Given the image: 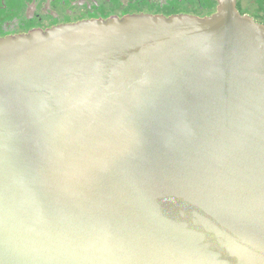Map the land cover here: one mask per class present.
<instances>
[{
  "label": "water",
  "instance_id": "95a60500",
  "mask_svg": "<svg viewBox=\"0 0 264 264\" xmlns=\"http://www.w3.org/2000/svg\"><path fill=\"white\" fill-rule=\"evenodd\" d=\"M0 264H264V24L0 40Z\"/></svg>",
  "mask_w": 264,
  "mask_h": 264
},
{
  "label": "flooded vegetation",
  "instance_id": "af4514ba",
  "mask_svg": "<svg viewBox=\"0 0 264 264\" xmlns=\"http://www.w3.org/2000/svg\"><path fill=\"white\" fill-rule=\"evenodd\" d=\"M241 14L258 20L242 8ZM218 0H0V40L88 22L108 23L129 17L205 20L217 12Z\"/></svg>",
  "mask_w": 264,
  "mask_h": 264
},
{
  "label": "rangeland",
  "instance_id": "374dc122",
  "mask_svg": "<svg viewBox=\"0 0 264 264\" xmlns=\"http://www.w3.org/2000/svg\"><path fill=\"white\" fill-rule=\"evenodd\" d=\"M242 8L249 13L254 14L260 19H264V0H240ZM258 19V20H260ZM263 23V22H262Z\"/></svg>",
  "mask_w": 264,
  "mask_h": 264
},
{
  "label": "trees",
  "instance_id": "16d2710c",
  "mask_svg": "<svg viewBox=\"0 0 264 264\" xmlns=\"http://www.w3.org/2000/svg\"><path fill=\"white\" fill-rule=\"evenodd\" d=\"M260 2H263V0H262V1H260ZM263 9H264V7H263ZM256 18H257V19H260V18H258L257 16H256ZM261 20H264V19L262 18Z\"/></svg>",
  "mask_w": 264,
  "mask_h": 264
}]
</instances>
